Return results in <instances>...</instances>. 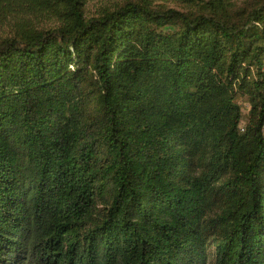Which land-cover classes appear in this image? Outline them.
I'll return each instance as SVG.
<instances>
[{
  "label": "trees",
  "instance_id": "1",
  "mask_svg": "<svg viewBox=\"0 0 264 264\" xmlns=\"http://www.w3.org/2000/svg\"><path fill=\"white\" fill-rule=\"evenodd\" d=\"M172 2L0 0V264H264V0Z\"/></svg>",
  "mask_w": 264,
  "mask_h": 264
},
{
  "label": "rangeland",
  "instance_id": "2",
  "mask_svg": "<svg viewBox=\"0 0 264 264\" xmlns=\"http://www.w3.org/2000/svg\"><path fill=\"white\" fill-rule=\"evenodd\" d=\"M119 1L121 0H82V5H83L82 9L87 17H91L95 13L102 10L103 8L110 7ZM163 2L167 3L171 7L172 6L173 7L178 6L180 8L182 7L172 2V0H163ZM17 22H22L23 24L37 30L49 29L60 25L57 18L51 16L50 14L35 15L34 13L30 14L27 11H25L24 13H21L17 17L11 16L10 18L4 20L3 22H0V37H3L8 34H12L15 29L14 24ZM244 113H246V111H244Z\"/></svg>",
  "mask_w": 264,
  "mask_h": 264
}]
</instances>
